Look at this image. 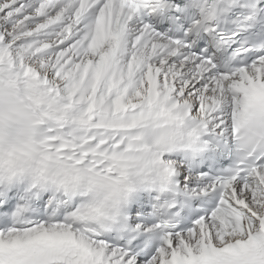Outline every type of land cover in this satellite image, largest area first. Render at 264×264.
Instances as JSON below:
<instances>
[{
  "label": "snow or ice",
  "instance_id": "obj_1",
  "mask_svg": "<svg viewBox=\"0 0 264 264\" xmlns=\"http://www.w3.org/2000/svg\"><path fill=\"white\" fill-rule=\"evenodd\" d=\"M0 264H264V0H0Z\"/></svg>",
  "mask_w": 264,
  "mask_h": 264
}]
</instances>
